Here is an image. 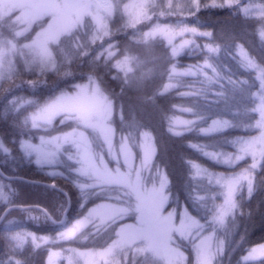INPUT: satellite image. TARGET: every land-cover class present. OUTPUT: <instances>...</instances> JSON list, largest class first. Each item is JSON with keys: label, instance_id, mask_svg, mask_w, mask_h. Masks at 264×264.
<instances>
[{"label": "trees", "instance_id": "1", "mask_svg": "<svg viewBox=\"0 0 264 264\" xmlns=\"http://www.w3.org/2000/svg\"><path fill=\"white\" fill-rule=\"evenodd\" d=\"M108 2L109 13L100 26L85 16L51 45L56 68L50 72H38V65L31 62V55L23 47L47 24L49 17L37 20L16 36L23 26L14 20L15 13L0 16V45L9 47V42L16 45L9 62L0 63V217L8 205H36L39 207L28 209L32 215H40L39 208H44L57 221H34L19 207L7 211L0 220V264H48L51 253L62 254L57 263L65 264L71 249L103 250L115 238L111 230L88 228L71 240L56 239L57 232L95 203L87 201L92 198L90 193L101 197L99 203L124 207L131 200L134 204V197L126 187L97 186L94 179L80 175L70 149L63 147L59 163L42 168L25 146L26 142L35 143L41 132L33 127L32 116L59 96L75 92L77 85L86 83L89 76L103 85L101 94L110 105L114 104L109 119L113 142L127 141L135 166L142 161L144 133L151 137L154 154L147 169L140 171L145 186L157 184L161 174L168 181L171 179V192L169 184L164 191L169 199L163 213H172L176 222L184 210L185 199L199 208L201 230L198 228L187 238L174 236L173 246L187 255L190 264H195L196 232L212 233L215 253L212 264H244L242 257L249 249L264 245V143L256 154L246 146L262 133L264 15L256 13L264 8V0H235L229 6L224 5V0H215L216 6L212 0ZM157 27L196 31H185L170 44L163 36L149 34ZM186 39L190 43L173 57L172 48ZM209 45L218 47V53L210 54ZM108 52L114 53V57H109ZM125 56L132 58L133 71L128 76L114 68L116 59ZM205 62L211 67L203 71L215 83H209L199 72L195 76L179 74L188 68L196 71ZM173 65L177 66L175 75L171 73ZM68 68L79 69L81 74L70 84H62L59 74ZM26 80H35L36 84L28 87ZM10 82L13 86L6 89ZM165 84L173 87L158 95ZM185 107L190 111H183ZM165 117L184 118L191 124L174 135L167 130ZM61 119L62 116L54 119L49 135L61 136L78 128L71 121L60 122ZM220 124L222 129H213ZM92 136L97 140V143L92 141V146L100 152L96 155L101 154L114 170L116 164L104 152V143ZM225 158L229 159L228 163L218 162ZM118 163V170L124 174L127 165ZM197 168L200 175L196 174ZM247 168L252 170L250 189L241 187L235 195L236 207L232 213L223 224L214 223L211 217L215 207L224 200L222 185L228 177ZM49 171L58 175H47ZM69 175L79 184L92 185L81 189L80 200L63 179ZM50 183H55L57 188L47 187ZM118 222L134 220L123 218ZM17 230L34 233L39 246L29 237L18 247L11 238ZM43 236L51 238L48 243L40 242ZM111 264L167 263L131 246L121 249ZM255 264H264V259L256 260Z\"/></svg>", "mask_w": 264, "mask_h": 264}, {"label": "rangeland", "instance_id": "2", "mask_svg": "<svg viewBox=\"0 0 264 264\" xmlns=\"http://www.w3.org/2000/svg\"><path fill=\"white\" fill-rule=\"evenodd\" d=\"M110 4L108 0H0V16H4L5 14L8 15L10 13H15L14 20L18 22L19 25H22L23 28L16 33V36H19L23 34V31L28 30L31 25L36 22L39 19H42L45 16H48L49 19L47 21V24L41 29L38 30L33 38L38 33L44 32L46 30H54L59 33V36L68 32L71 30L75 25H77L85 16H89L91 19H93L98 26L101 25V23L104 20V16L109 13ZM158 29H163L164 33L171 32L173 35L171 36L172 42L174 39L178 36L175 33H180V29H176L175 27H157L152 30L151 33H149L151 36L154 35H160L168 40V36L164 33H161L158 31ZM155 33V34H152ZM59 38V37H58ZM187 40V39H186ZM29 41V42H30ZM169 41V40H168ZM185 41V40H184ZM189 41V40H188ZM183 42L176 44L174 47L181 46ZM188 45V44H187ZM185 45V46H187ZM183 46L182 49L185 47ZM8 45L2 44L0 45V63L2 61H5L6 63L9 62V57L11 53L8 51ZM181 49V50H182ZM253 66V65H252ZM87 83V82H86ZM78 89L73 92L72 94L68 95H61L60 97L64 96H70L75 97L72 100H65L62 101L59 105H57V99L51 104H49L47 107L43 108V110L35 115L33 117H41L47 115L45 113V109H51V110H57L58 115L53 117V121L56 117L62 116V119L60 122H66L71 121L70 124L77 128L73 129L70 132H73V142H63L59 139H57V143L60 145L59 149L51 144H41V140H51L53 137H62L67 133L62 134L61 136L57 134H48L49 130L52 129V124H41L38 128L41 129L40 135L38 136V139L35 143L26 142L25 146L27 148V151L29 153L30 149L27 147L30 145L32 148H41L43 149L42 155L52 151L55 152L56 155L53 157L55 163L57 164L60 161V155L59 152L63 147H66V149H70V155L71 159L76 160L79 165V169L81 167H85L88 169L89 173H92L96 170H101L103 168H107L110 175H102L99 177L100 183L97 184V178L96 176H89L91 179H94V184L97 186L102 185H120L123 187H126L129 192L134 197V204L136 202V191L139 190L141 193L145 192V189H158L160 186V176L158 178V183L155 185H149L145 186L143 183V173L141 172L143 169H147L148 164L154 154V146L152 144L151 139H147L144 136L142 148H143V157L142 161L135 166V164H132L133 157L131 154V151L129 149V145L127 141H117L115 139L114 141V134L113 129L111 127V124L109 123V119L112 115V108L109 107L110 102L106 100V98L100 93L99 95H92L90 93H84L82 95L77 96ZM71 109L74 113H78L88 119V124H83L79 120L75 119L74 117L71 119L65 118V110ZM178 120H185L184 118L178 119ZM39 123V121H38ZM191 123H188L186 125H182L178 128L180 130L181 128H188ZM261 127H262V133L261 135L253 139L249 142H247V148L251 149L253 154H256L259 149L260 145L264 143V109H262V115H261ZM222 129V125H216L213 127V129ZM111 130L108 132V130ZM87 131H90L91 134H89ZM94 135L96 138L102 140L104 143L103 150L107 153V156L110 157L112 162H114L116 165L114 166V170L109 168V166L105 163V161L102 158V155H96V152L94 147L92 146V141L97 143V140L92 136ZM107 135V140L105 139V136ZM92 138V140H91ZM77 144L80 145V147H77ZM34 160L36 159V153L32 152L29 154ZM120 161L121 166H125L124 163L127 165L124 174H122L117 167V163ZM119 164V163H118ZM95 166V168H93ZM131 168L130 169H128ZM142 169V170H141ZM134 170V171H133ZM141 170V171H140ZM142 173V174H141ZM233 180L238 181V183L234 186V191L232 194L233 202L235 203V195L237 192L241 189V187H246L247 189H250L252 184V170L247 168L241 172H239L236 176H230L226 179L227 180ZM136 185V188L134 189L132 185ZM226 189L224 190V192ZM165 196V193H159V194H151V195H145L144 199V205L146 210V217H147V234L150 235L154 241V244L159 249L158 253H154L152 251H147L154 255L156 258L164 261L167 264H176L177 257L175 256V251L177 250L173 246L174 236L178 237H184L180 234L177 229H181V220L183 219V212L180 213L179 218L175 222L173 214H172V223L170 226V230L167 232L168 236L171 238V244L169 248H159V241L161 237L163 236L165 230H166V224L163 223L164 218L168 216L170 212L163 213L164 207L166 205V201H163L161 203V197ZM224 201V200H223ZM111 205V208L108 209L111 211L114 208H117L118 206H115L111 203H106ZM159 208V218L155 219L152 217L151 213L154 208ZM216 223L215 221H213ZM127 223H133V222H127ZM218 224V223H216ZM198 229V228H197ZM193 229L190 231L187 227L183 228V231L187 236H192V233L197 230ZM201 230V228H200ZM198 230L195 235H197L196 242L194 243V246L199 243L200 240H202L204 237H210L209 243L212 250V233H202ZM132 246L139 251L142 244L141 243H133ZM131 247V246H130ZM128 248V247H125ZM194 248V247H193ZM124 249V248H123ZM121 249H117L113 256L110 258L111 261L117 257L118 252ZM88 251H101V250H94V249H88V250H81V252H88ZM195 251V249H194ZM145 252V251H143ZM52 254V253H51ZM257 255H264V249H258ZM62 254L59 253L58 257H55L54 264H58L57 261L62 258ZM72 257L74 264H94V261H98V258H78L75 256L73 252L69 253V255L66 256L65 264H68V258ZM49 261V259H48ZM197 264V261L196 263ZM200 264H205L203 256L201 257Z\"/></svg>", "mask_w": 264, "mask_h": 264}, {"label": "snow or ice", "instance_id": "3", "mask_svg": "<svg viewBox=\"0 0 264 264\" xmlns=\"http://www.w3.org/2000/svg\"><path fill=\"white\" fill-rule=\"evenodd\" d=\"M235 0H224V5L229 6L232 3H234ZM212 5H215V0H212ZM199 10V9H197ZM257 15H264V8H260ZM161 33H164L163 29H158ZM185 31H192L195 32V29H181L180 33H175L176 35L182 34ZM155 34V33H152ZM168 36L169 43L171 44V36L173 33L168 32L164 33ZM203 35H209L208 33H203ZM59 33L54 30H46L44 32L38 33L34 39H32L30 42L25 43L23 47L28 50L29 54L32 57L31 62L33 64L38 65L39 70L41 72L45 71H53L56 68V61L53 54V51L51 49V45L55 44L58 40ZM190 41H183V44L178 47H173L171 51V55L173 57H176L179 55L181 49L183 46L189 44ZM16 50V45L12 42H9V48L8 51L14 52ZM207 51L210 54H217L219 49L218 47H213L211 45L207 46ZM109 57H114V53L108 52ZM132 58L125 56L123 59H116L114 68L115 70L122 72L125 76H128L129 73L133 71L131 67ZM211 66L205 62L203 65H201L199 68L196 69V71H192L191 68L184 69L182 72H180V75H193L195 76L197 72H199L201 75L206 76L209 83H215V81L212 79V76L207 75L203 71V69L210 68ZM214 72V69H212ZM171 73L173 75L177 74V66L173 65L171 68ZM173 87L172 84H165L163 86V89L160 90L158 95H164L168 92V90ZM103 85L98 81L93 79L91 76L87 78V83L77 85V93L76 95H82L84 93H90L92 95H99L102 91ZM222 94V93H221ZM184 95H188V93H185ZM75 97L70 96H64L57 99V105H59L62 101L65 100H72ZM110 108L114 109V104L109 105ZM183 111L187 112L190 111L188 108H183ZM47 115L41 116V117H33V127L38 128L41 124H52L53 123V117L58 115L57 110H51V109H45L44 110ZM75 118L79 120L83 124H88V119L78 113H74L71 109L65 110V118L71 119ZM165 119L168 122V131L174 135H179L180 132L178 131V128L182 125H186L190 123V121L187 120H178L171 117H165ZM39 121V123H38ZM63 122V120H62ZM217 122L214 121L213 124L215 125ZM111 130L109 129L108 132ZM73 132H68L62 137H53L51 140H41V144L47 145L51 144L59 149L60 145L57 143V139L63 142H73ZM145 138L151 139L149 134L147 132L144 133ZM107 135L105 136V139L107 140ZM30 151L28 154H31L32 152H35L36 159L35 163L39 167H46V166H52L54 165L55 161L53 157H55L56 153L49 151L45 154H41L43 152V149L41 148H32L30 145L27 146ZM77 147L79 148L80 145L77 144ZM237 159H241V157H237ZM195 168L196 166L193 165ZM253 168L256 167L255 164L252 165ZM95 168V166H93ZM78 172L80 175H91L96 176L97 178V184L100 183L99 177L102 175H110L107 168H103L101 170L93 171L92 173H89L88 169L85 167H81L78 169ZM197 175H200L201 172L197 168ZM48 175L50 176H56L58 173L54 171H49ZM217 183H220L219 180H217ZM238 183V181H233L231 179L224 182L222 185L223 188L226 189V191L223 193L224 201L221 204H217L215 207L214 214L212 215V220L216 223L223 224L224 219L226 216L230 215L233 211V209L236 207L235 203L232 199V194L234 191L235 184ZM169 184V181L167 177L164 174L160 175V186L158 189H145L144 193H141L139 190L136 191V202L135 205H133L132 201L130 200L128 204L124 207H117L109 211L108 209L111 208V205L106 203H94L91 207H88L87 210L78 218L75 219L73 222L68 223L64 225V227L57 232L56 239H62V240H71L74 239L79 233H81L83 230L86 229V227L89 225V223L93 220L99 219L102 223H113L115 225V238L101 251H88V252H81L76 249H71V251L75 254L78 258H98V261H94V264H111V257L113 256L114 252L117 249H123L125 247L132 246L133 243H141L142 247L140 250L142 251H152L154 253H158L159 249L154 244V241L150 235L147 234L146 224H147V217H146V210L144 205V199L145 195H151V194H159L163 193L165 189L167 188ZM133 188H136V185H132ZM49 188H57V185L55 183H50L47 185ZM81 189H84L86 187H92V185H80ZM64 195L67 197V193H64ZM168 196H162L161 197V203L163 201L168 200ZM199 199V198H198ZM13 207H19L21 211L27 212L28 218L36 221L40 219H48L50 221H53L52 215L44 208H39L40 215H32V213L28 210L30 207H39L36 205L23 207L18 205H8L5 207V213L9 211ZM85 204H81V208H84ZM67 212V209H65V213ZM152 217L155 219L159 218V208H154L151 213ZM2 218V217H0ZM123 218H129L133 219V223H119L118 221ZM54 222V221H53ZM163 223L166 224V230L161 237L159 241V248L167 249L169 248L171 244V238L168 236L167 232L170 230V226L172 223V213H169L167 217L164 218ZM201 225L198 224V218H194L192 215L189 214V212L185 209L183 212V219L181 220V229H177V231L180 232L184 238H187V235L183 231V228L187 227L189 230V233L193 229H197ZM31 238L32 243L36 246H39L37 244L36 235L34 233L25 231V230H17L15 233L12 234L11 238L16 241L17 246H23L28 238ZM51 238L48 236L40 237L41 243H48ZM210 237H204L202 240L199 241L194 246L195 249V255H196V261L197 264H200L201 257L203 256L205 264H212V261L215 257V253L211 250V246L209 243ZM264 249V245H258L256 248H251L247 251V255L242 257V260L244 264H255V261L258 259H264V256L257 255V249ZM59 253H52L49 256L48 264H54L55 257H58ZM175 256L177 257L176 264H190L189 258L186 254L183 252L176 250ZM68 264H74V261L72 257L68 258Z\"/></svg>", "mask_w": 264, "mask_h": 264}, {"label": "clouds", "instance_id": "4", "mask_svg": "<svg viewBox=\"0 0 264 264\" xmlns=\"http://www.w3.org/2000/svg\"><path fill=\"white\" fill-rule=\"evenodd\" d=\"M38 72H40V70H38ZM50 72V71H49ZM81 74V71L79 69H72V68H68L63 70L60 74H59V79L61 80L62 84H70L72 82L73 79H75L78 75ZM25 83L28 85V87H33L36 84L35 80H26ZM40 83H43V81H41ZM13 85L12 83H7L5 85V88H11ZM16 87H19V85H15ZM219 163H228L229 159L225 158L224 160L218 161ZM48 175V173H47ZM63 179L67 182V187L69 189H71L72 191L75 192L76 194V198L78 200H80L81 196H82V192H81V187L79 183L76 182L75 178L72 177L71 175L63 177ZM169 192H171L172 190V181L171 179L169 180ZM67 193V192H66ZM90 199H87V201L89 200H94L96 204H99V201L101 199L100 196H97V194L95 192L90 193L89 194ZM86 201V202H87ZM177 203L179 204V199L177 201ZM187 210L189 212L190 215H192L194 218H198V224L201 225L198 228H202L203 225L200 223V216H199V208L196 204L191 203L190 201H188L187 199L184 200V210ZM53 223H56L57 221L53 220ZM91 228V229H95L96 231H101V230H111L113 233H115V225L113 223H102L99 219L93 220L89 223V225L86 227V229Z\"/></svg>", "mask_w": 264, "mask_h": 264}, {"label": "water", "instance_id": "5", "mask_svg": "<svg viewBox=\"0 0 264 264\" xmlns=\"http://www.w3.org/2000/svg\"><path fill=\"white\" fill-rule=\"evenodd\" d=\"M66 209H67V208H66ZM5 214H6V213H5V211H4L3 214H2L1 216L3 217ZM64 214H65V212H64ZM64 214H63V215H64ZM0 220H1V218H0Z\"/></svg>", "mask_w": 264, "mask_h": 264}]
</instances>
